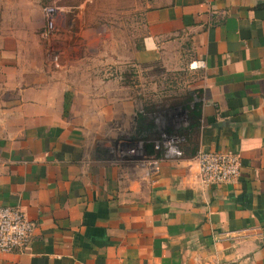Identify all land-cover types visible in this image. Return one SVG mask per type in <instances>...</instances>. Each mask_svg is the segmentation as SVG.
I'll use <instances>...</instances> for the list:
<instances>
[{"label": "crops", "instance_id": "crops-1", "mask_svg": "<svg viewBox=\"0 0 264 264\" xmlns=\"http://www.w3.org/2000/svg\"><path fill=\"white\" fill-rule=\"evenodd\" d=\"M43 3L0 0V207L35 225L0 264H264V0H123L109 47L75 23L58 63ZM162 66L193 77L186 117L144 94ZM163 119L180 157L151 144ZM198 150L237 153L238 178L203 187Z\"/></svg>", "mask_w": 264, "mask_h": 264}, {"label": "built area", "instance_id": "built-area-1", "mask_svg": "<svg viewBox=\"0 0 264 264\" xmlns=\"http://www.w3.org/2000/svg\"><path fill=\"white\" fill-rule=\"evenodd\" d=\"M58 11L60 7L55 5L46 4L42 7L46 27L40 33L46 41L48 53L56 63L64 54V48L52 45L55 34V15ZM74 17L79 19V15L75 12ZM203 66L202 60L190 63L191 68ZM184 142L185 137L165 122L159 127L153 145L156 152L160 154L159 159H171L182 155ZM194 164L198 181L203 187L234 182L240 174L242 165L237 153L224 150H198L194 156ZM34 227V223L28 219L19 205L0 207V251L9 252L27 247L32 241Z\"/></svg>", "mask_w": 264, "mask_h": 264}, {"label": "rangeland", "instance_id": "rangeland-1", "mask_svg": "<svg viewBox=\"0 0 264 264\" xmlns=\"http://www.w3.org/2000/svg\"><path fill=\"white\" fill-rule=\"evenodd\" d=\"M122 1L123 0H44L42 7L46 4L60 7V11L55 15V34L52 45L60 46L65 49L70 47L73 44L74 28L76 27L75 23H77V30L80 29V26V30L86 35V39L82 42L83 49H90L92 47L102 49L109 47L110 40L108 41V39L111 38L112 25L114 23L113 21H115L114 17L117 11L119 13L118 15L121 14ZM97 3L102 4L98 11L94 10ZM131 10L133 12V7ZM62 12L66 19L65 22L60 25L59 20L63 15ZM74 12L79 15V19L74 17ZM70 23L72 24L70 25ZM45 27L46 21L41 31L44 30ZM97 33H100L102 41L97 40ZM43 40L45 41V39ZM169 69L170 68L166 66H162L161 69L158 68L156 72L151 71L146 76L140 74L141 78L145 80L144 94L148 100L154 99V96H157V99L162 97L163 103L160 108L164 111V114L177 115L182 112L183 117H186V108L176 100L190 92L193 86V77L183 70H181L182 73L180 77H178L175 71ZM132 79H139L138 72L132 76ZM178 117L180 118L179 115ZM165 119H163L164 124L168 121ZM159 123H161V121Z\"/></svg>", "mask_w": 264, "mask_h": 264}, {"label": "trees", "instance_id": "trees-1", "mask_svg": "<svg viewBox=\"0 0 264 264\" xmlns=\"http://www.w3.org/2000/svg\"><path fill=\"white\" fill-rule=\"evenodd\" d=\"M182 102H183V103H184V102H187V99L183 100ZM195 106H196V105H195ZM184 107H185L186 109H188L186 105H184ZM152 134H153V132L150 133V135H152ZM157 134H158V133H157ZM157 134L152 138L153 140L157 137ZM180 135H181V133H180ZM148 136H149V134L145 135L144 138H147ZM182 136H183V134H182ZM152 142H153V141H152ZM152 142H151V144H153Z\"/></svg>", "mask_w": 264, "mask_h": 264}]
</instances>
